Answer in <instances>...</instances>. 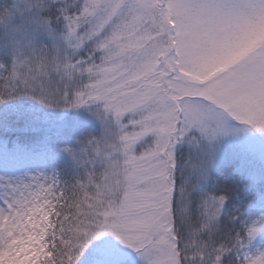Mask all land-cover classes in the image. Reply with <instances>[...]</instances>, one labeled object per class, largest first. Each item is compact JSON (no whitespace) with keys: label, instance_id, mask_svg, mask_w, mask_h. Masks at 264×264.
<instances>
[{"label":"snow or ice","instance_id":"6c2138e0","mask_svg":"<svg viewBox=\"0 0 264 264\" xmlns=\"http://www.w3.org/2000/svg\"><path fill=\"white\" fill-rule=\"evenodd\" d=\"M0 264H264V0H0Z\"/></svg>","mask_w":264,"mask_h":264}]
</instances>
